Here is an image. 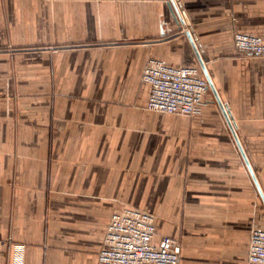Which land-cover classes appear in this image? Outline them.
<instances>
[{
    "label": "crops",
    "instance_id": "0c3cea01",
    "mask_svg": "<svg viewBox=\"0 0 264 264\" xmlns=\"http://www.w3.org/2000/svg\"><path fill=\"white\" fill-rule=\"evenodd\" d=\"M180 1L264 192L247 151L264 146V56L234 44L264 42V0ZM182 30L170 0H0V264L13 244L25 264H98L128 207L155 217V243L248 263L264 200L213 91L192 116L147 107L149 59L200 67Z\"/></svg>",
    "mask_w": 264,
    "mask_h": 264
},
{
    "label": "built area",
    "instance_id": "2783aa9c",
    "mask_svg": "<svg viewBox=\"0 0 264 264\" xmlns=\"http://www.w3.org/2000/svg\"><path fill=\"white\" fill-rule=\"evenodd\" d=\"M179 13L184 18L180 8ZM234 44L242 55L264 56V42L253 34L236 33ZM142 79L151 87L148 109L168 114L196 113L210 91L201 66L173 65L156 58L148 60ZM155 235L152 214L131 207L114 212L98 264H180V241L164 236L155 243ZM25 253L24 245L14 244L13 264H24ZM247 264H264V230L252 231Z\"/></svg>",
    "mask_w": 264,
    "mask_h": 264
},
{
    "label": "water",
    "instance_id": "95a60500",
    "mask_svg": "<svg viewBox=\"0 0 264 264\" xmlns=\"http://www.w3.org/2000/svg\"><path fill=\"white\" fill-rule=\"evenodd\" d=\"M170 6L172 7V12L174 14V18H175L177 24L180 26V29H182L183 26L186 24V21L181 16V14L179 13V8H178L176 0H170ZM185 34L189 38V40H190V42H191V44H192V46H193V48H194V50L196 52V55L198 57L200 66H201V68H202V70H203V72H204V74H205V76H206V78H207V80L209 82L210 89L213 91V93L215 95L216 101H217L218 105L220 106V108H221V110H222V112H223V114L225 116V119H226V121H227V123H228V125H229V127H230V129L232 131V134H233V136H234V138L236 140V143H237V145H238V147H239V149H240V151H241V153H242V155H243V157H244V159L246 161V164H247V166L249 168V171H250V173H251V175H252V177H253V179H254L257 187H258V190H259V192H260V194H261V196H262V198L264 200V192H263V190H262V188H261V186H260V184H259V182H258V180L256 178V175H255V173L253 171V168H252V166L250 164V161L248 160L247 155H246V153L244 152V150L242 148V145L240 143L238 134L236 132V124L234 122V119H233L229 109L227 108L226 104H224V102L222 101V99H221V97H220V95H219V93L217 91V88H216V86H215V84H214V82H213V80H212V78H211V76L209 74L208 68L206 66V62H205L204 58L202 57V55H201V53H200V51L198 49V46H197V43H196V37L193 35L191 30H186Z\"/></svg>",
    "mask_w": 264,
    "mask_h": 264
},
{
    "label": "rangeland",
    "instance_id": "374dc122",
    "mask_svg": "<svg viewBox=\"0 0 264 264\" xmlns=\"http://www.w3.org/2000/svg\"><path fill=\"white\" fill-rule=\"evenodd\" d=\"M176 2H177L178 6L180 8V11H181V13L184 16V19L186 21V24L183 26V28L185 30H191L190 28H188L189 25H188V22H187L186 12H185V8H184L183 4L181 3L180 0H176ZM185 30H182V31H184V33H185ZM236 51H237L238 54L242 55L237 49H236ZM211 91L212 90L210 89L209 92H211ZM192 115H187V116H192ZM218 119L219 118H215V120H218ZM219 120H221V119H219ZM243 121H245V119ZM244 132L246 134L245 136L248 137V138L257 136L255 128L254 129H252V128H248V129L244 128ZM253 140H256V139L254 138ZM247 151H248V154H249V156L251 158V161H252V163H253V165H254V167L256 169L258 168V166H260V165H262L264 163L263 162V159H264V146L262 144H259L256 141H254V144H249L247 146ZM179 239H180L179 241L181 243V250H182L181 254H183V256L181 257V263H183V264H209L208 263L209 262V260H208L209 257H198V254H197V251H196V249H199L198 248V244H197V247H196L195 244H193V241H189L187 246L186 245L184 246V242H182V239L181 238H179ZM19 245H22V244H19ZM25 249H26V246H25ZM184 254H186V255H184ZM198 260H203V261H198ZM24 264H25V259H24Z\"/></svg>",
    "mask_w": 264,
    "mask_h": 264
}]
</instances>
